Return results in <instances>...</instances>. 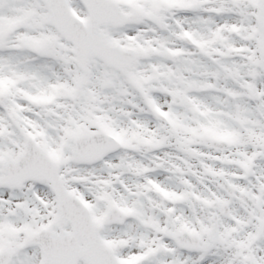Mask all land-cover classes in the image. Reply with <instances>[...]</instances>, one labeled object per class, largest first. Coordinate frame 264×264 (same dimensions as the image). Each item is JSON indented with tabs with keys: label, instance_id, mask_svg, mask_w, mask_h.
<instances>
[{
	"label": "snow or ice",
	"instance_id": "obj_1",
	"mask_svg": "<svg viewBox=\"0 0 264 264\" xmlns=\"http://www.w3.org/2000/svg\"><path fill=\"white\" fill-rule=\"evenodd\" d=\"M0 264H264V0H0Z\"/></svg>",
	"mask_w": 264,
	"mask_h": 264
}]
</instances>
